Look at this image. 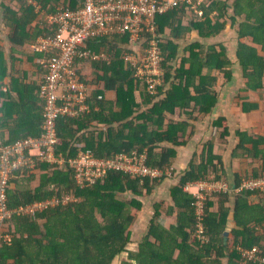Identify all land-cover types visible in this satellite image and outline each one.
Segmentation results:
<instances>
[{
	"label": "trees",
	"instance_id": "obj_1",
	"mask_svg": "<svg viewBox=\"0 0 264 264\" xmlns=\"http://www.w3.org/2000/svg\"><path fill=\"white\" fill-rule=\"evenodd\" d=\"M208 1L199 6L203 11L199 19L190 16L191 6L186 3L158 18L160 32L170 30L171 37L162 44V67L167 72L163 85L155 92L148 90L146 78L137 77L134 68L123 59L124 52L129 51L126 37L88 41L87 47L107 53L110 60L77 59V63L92 66L91 81L103 88L98 87L87 98L89 111L58 118L54 153L63 163L37 161L32 169L16 171L8 190L10 208L65 195H74L78 200L48 207L35 219L14 217L6 227L13 235L11 242L0 243V263L259 264L244 263L236 245L263 244L264 234L259 228L264 227V194L248 190L236 194L237 226L227 241L230 190L211 194L202 220L208 241L201 243L198 198L185 191L191 182L224 178L222 155L214 150L215 141L230 134L224 118L213 124L219 131L217 139L204 143L195 152L180 185L172 188L174 204L155 205V217L146 234L133 245L132 227L137 220L132 211L142 214L141 199L152 195L176 173L178 149L195 138L197 123L215 108L219 80L229 82L233 77L227 47L218 41L228 21L234 26L238 17L243 18L236 53L245 84L243 91L264 90V0H235L230 17L228 1ZM83 2L2 0V21L8 32L0 40V146L38 138L46 132L44 104L38 94L47 73L46 62L54 54L32 51L31 46L39 38L55 35L42 12L56 13L60 6L77 10ZM193 31L198 32L201 41L186 47L181 56L182 44L177 41ZM78 72L85 79L83 65ZM108 91L114 94L110 100L106 97ZM244 104L245 112L257 108L256 103ZM238 135L240 143L233 155L259 157L264 163V150L260 148L264 137H251L246 132ZM81 151H91L96 158L105 160L119 155L144 156L145 165L160 169L163 175L134 178L127 172L109 171L81 187L70 165ZM244 176L236 174L237 190L245 179L253 178ZM254 195H259L260 200L254 202ZM165 215L173 221L170 227L165 225Z\"/></svg>",
	"mask_w": 264,
	"mask_h": 264
},
{
	"label": "built area",
	"instance_id": "obj_2",
	"mask_svg": "<svg viewBox=\"0 0 264 264\" xmlns=\"http://www.w3.org/2000/svg\"><path fill=\"white\" fill-rule=\"evenodd\" d=\"M196 0H84L77 9L58 7L56 13L42 12L44 19L55 35L39 38L31 46L33 51H48L53 57L47 60V73L40 86L39 99L43 102L44 127L46 132L38 138L19 140L14 144L0 146V243H10L13 235L6 231L8 223L17 216H36L48 207L67 205L78 199L54 197L45 202L9 207L8 190L15 172L21 169H32L37 161L50 164H62V158L55 156L57 141V120L61 116H75L89 111L87 88L81 81L80 61H109L105 52H95L87 47L88 41L104 37H126L129 51L124 52L123 59L135 70L139 78H146L148 90L155 92L162 85L164 73L162 62L165 42L160 32L158 18L169 13L182 3L199 10ZM38 9H40L38 7ZM163 71V72H162ZM144 156L128 157L119 155L112 159H99L91 151H81L78 157L70 161L75 169V178L81 187H86L104 177L109 171H123L132 177H154L163 175L160 169L150 168L144 163ZM170 174V173H169ZM222 189H226L223 185ZM200 190H205L201 187ZM258 191L264 194V170L260 177L245 179L239 191ZM198 237L201 243L208 241L202 223L205 214V197L197 195ZM264 234V227L259 228ZM236 249L244 263L257 262L264 264V242L252 247L237 244ZM2 264V263H0Z\"/></svg>",
	"mask_w": 264,
	"mask_h": 264
},
{
	"label": "crops",
	"instance_id": "obj_3",
	"mask_svg": "<svg viewBox=\"0 0 264 264\" xmlns=\"http://www.w3.org/2000/svg\"><path fill=\"white\" fill-rule=\"evenodd\" d=\"M204 1L210 2L208 0H196L195 3L199 4L200 6ZM226 1H228V8H227L228 14L227 15L230 17L234 13L232 5L235 0H226ZM1 2L2 0H0V6H1ZM4 3L6 2L4 1ZM199 10H201L200 7H199ZM189 12L192 18H195L196 16L198 19L201 18L199 16V13H197L196 9L191 8ZM242 22H243V18L238 17L237 24H236L238 26L236 27V25L232 26L231 22L228 21L227 27L224 31V35L223 34H222L223 36L221 35V38H223V40L220 39L222 42H224L226 40L225 35L230 34L231 29L236 27L235 28L236 42H237L236 53H237L238 44H239L238 30H239V25ZM228 28H230V31L226 32ZM165 35L166 33H163L164 39H165ZM113 39H116V38H113ZM230 40L231 39L228 38L226 40L227 44L226 45L224 43L223 44L228 48L227 50L231 54V57L233 54L235 55L234 59L236 60L233 61L231 59V61L232 63L235 62V66L238 65L239 68L233 71V77L231 81L229 82L226 81L225 85L229 86L228 84L230 82L233 85L227 87L225 90H222L220 88L222 87V83L220 82L221 80H219L221 85H218V87L215 88V91L218 93V102L215 108L201 122L197 123L198 129H197V134L195 138H193L187 146L180 147L178 149V157L176 159V165H175L176 173L172 177H169L164 182V184H162L157 189V190H160V188L163 185L165 186L164 188L166 189L168 187H170L171 189L175 186L177 187L180 185L181 179L189 170L190 163L192 159L194 158L195 152L198 151L200 145L210 140L217 139L216 135H217L218 130L213 125L214 122L220 118H224L225 123L228 126V130L230 133L226 138L221 139L222 142H220V145L218 144L220 147L219 154L222 155V159H223L224 167H225L224 178L219 181H214L212 180L213 177H210V180L191 182L186 186L185 191L192 193L193 195H195V197H197V195L201 193L205 197V208H206L207 199L211 194L220 193L221 191L227 192L228 189L230 190L229 193L231 194V202H230L231 213L229 215V223H228V227L226 231L228 235L225 236V241H227V239L232 237V229L237 226L235 218H234V212H235V207H236V197L235 196L237 193H239V189L237 190V185H236V174L238 173V174L245 175L244 177L246 176L260 177L264 170V163L263 161H261L259 157L249 158V157L242 156V154L238 156L233 155L234 151L236 150L237 146L240 143V138L238 135L239 132H246L249 134V136L251 135V137H255V138L259 136L264 137V90L243 91V89L245 88L244 86L245 84H244V79L242 77V69L240 68L236 53L231 51L234 49V47H232L233 43H230ZM196 41H201V38H199V34L197 31H193L192 33L187 34V36L184 37L183 39H179V41L177 42L182 45L183 43H186L187 45L184 44L182 46L186 48L190 46L191 44L195 43ZM181 53H183V50ZM82 65L84 66V69H85V79H83L82 75H80V77H81V81L86 85L87 94L89 97L92 95V93H94L96 89H98V87L103 88V85L95 84L94 82L91 81L90 72L92 71V66H90V64L87 63L86 65L84 64ZM10 79L11 78L8 77L7 81L10 82ZM225 85H223V87H225ZM239 96H242L245 99L243 100L241 98L238 99ZM113 97H114L113 92L108 91L107 99L110 100ZM245 102L256 103L257 108L249 112H245V104H244ZM7 136L8 134H6V137ZM260 148L264 150V144L261 145ZM168 173H170V170H168ZM172 185L173 187H171ZM223 185L226 186V189H222ZM201 187H204L205 190H200ZM260 198L261 197L259 195H254L253 201L257 202L260 200ZM170 199H171V205H173L174 200L172 198V191H171ZM144 207H145V204H144ZM143 212L145 215L146 214L145 210H143ZM140 220H139V223L136 225L137 227L136 229H138L139 227L142 228L141 226L143 224L140 223ZM132 230H134V228H132ZM145 234L143 235L138 234V238H134L135 235L133 236L132 234V237L135 240L133 242V245H136V243L140 242V240L144 237Z\"/></svg>",
	"mask_w": 264,
	"mask_h": 264
},
{
	"label": "rangeland",
	"instance_id": "obj_4",
	"mask_svg": "<svg viewBox=\"0 0 264 264\" xmlns=\"http://www.w3.org/2000/svg\"><path fill=\"white\" fill-rule=\"evenodd\" d=\"M2 14H3V12H2V8L0 7V40L1 39H4L5 37H6V32H8V29L5 27V24L3 23V21H2ZM238 25H236V27H237ZM235 27V28H236ZM235 28H232L231 29V31H230V28H228L227 29V31L226 32H229L230 31V34H226L225 36V38H226V40L229 38V39H231L230 40V43H233V46L232 47H234V49L233 50H231L232 52H234V53H236V49H237V47H236V45H237V42H236V34H235ZM169 32H170V30H168L167 32H166V35H165V41H167L168 39H169V37H171L170 35L171 34H169ZM223 35H224V32H223ZM222 35V36H223ZM234 35V36H233ZM232 37H234V38H232ZM220 39H222L223 40V38H221V36H220V38L218 39V41H220V42H222ZM235 39V40H234ZM6 40V39H5ZM224 41V42H222V43H224L225 45L227 44L226 42L227 41ZM234 40V41H233ZM187 45L186 43H183V45ZM182 45V46H183ZM183 48V49H182ZM185 48L184 47H181V50H184ZM228 49V48H227ZM33 51V50H32ZM7 53H8V55H10V51L9 50H7ZM228 53H229V51H228ZM182 54L183 53H181V56H182ZM233 54V53H232ZM230 55V56H229ZM229 57H231V54L229 53ZM235 58V55L233 54L232 55V57L230 58V59H232L233 61H235L236 59H234ZM25 66H26V69H28V70H31V66L30 65H26L25 64ZM237 68H239L238 67V65L237 66H235V62L233 63V65H232V70H235V69H237ZM163 70H164V73L162 74V76H161V82H162V85H163V83H164V77H165V75H166V72H167V69H164L163 68ZM163 72V71H162ZM221 83H222V87H220L222 90H225L227 87H229V86H232L233 84H231V82L228 84L229 86H226L225 85V81L222 79L221 81H220ZM218 83V85H221V83ZM223 85H225V87H223ZM218 87V86H217ZM106 97H107V95H106ZM137 98H139L140 99V97H139V94H137ZM220 142H222L221 141V139H217L216 140V143H217V145H215V148H214V150H215V152H217V153H219L220 152V147H219V145H220ZM204 144V143H203ZM203 144H201L200 145V147L199 148H201L202 147V145ZM219 144V145H218ZM222 149V148H221ZM165 186L163 185L161 188H160V190H157V191H155L152 195H150V196H148V198H146V197H144V198H142L141 200H142V202H143V204H145V207H143V210H145V212H146V214L144 215V212L142 211V214H140V213H138V211L137 210H133L132 211V215L136 218V224L132 227V228H134V230H132V234H133V236H134V238H138V234H145L146 232H147V230H148V228H149V226H150V224L152 223V221H153V219H154V217H155V205H157V204H159V203H161V202H164L166 205L165 206H167L168 207V205H171V191H172V188L170 189V187H168L167 189L166 188H164ZM171 187H173V185L171 186ZM73 197V195H67L66 196V198H72ZM154 211V212H153ZM142 217V218H141ZM164 217H166V221H165V225L167 226V227H170V225H171V223L173 222L171 219H169L166 215L164 216ZM140 219H142V220H140ZM139 220H140V223H142L143 225L141 226L142 228H138V229H136L137 227H136V225L139 223ZM144 222V223H143ZM149 225V226H148ZM148 227V228H147ZM137 235H136V234ZM115 264H117V263H115Z\"/></svg>",
	"mask_w": 264,
	"mask_h": 264
},
{
	"label": "clouds",
	"instance_id": "obj_5",
	"mask_svg": "<svg viewBox=\"0 0 264 264\" xmlns=\"http://www.w3.org/2000/svg\"><path fill=\"white\" fill-rule=\"evenodd\" d=\"M125 45L128 47V45H129V41L128 40L125 42Z\"/></svg>",
	"mask_w": 264,
	"mask_h": 264
},
{
	"label": "water",
	"instance_id": "obj_6",
	"mask_svg": "<svg viewBox=\"0 0 264 264\" xmlns=\"http://www.w3.org/2000/svg\"><path fill=\"white\" fill-rule=\"evenodd\" d=\"M227 235H228V233L226 232V233H225V236H227Z\"/></svg>",
	"mask_w": 264,
	"mask_h": 264
}]
</instances>
